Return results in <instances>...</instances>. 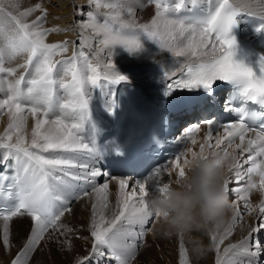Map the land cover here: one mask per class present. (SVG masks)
I'll return each instance as SVG.
<instances>
[{"label":"snow or ice","instance_id":"snow-or-ice-1","mask_svg":"<svg viewBox=\"0 0 264 264\" xmlns=\"http://www.w3.org/2000/svg\"><path fill=\"white\" fill-rule=\"evenodd\" d=\"M149 5L154 14L142 22L137 10ZM74 7L85 17L77 25L81 37L88 31L90 42L65 56L68 41L46 42L60 29L44 26L49 12L43 3L24 7L22 0H0V118L8 116L0 134V247L12 250L14 220L21 226L30 222L10 264H32L42 242L73 251L69 237L75 233L62 218L72 212V203L90 196V189L99 194L85 238L90 247L73 257L74 264H132L138 240L151 230L150 221L159 218L149 211V196L171 188L159 178L175 173L179 181L192 160L207 158L204 143L199 152L187 148L188 142L197 144V124L185 129L186 151L151 168L152 149L159 151L162 145L157 133L168 127L163 114L178 92L186 93L185 104L193 110L211 104L234 115L227 124L202 121L209 129L208 148L220 149L227 141L222 157L232 163L225 188L228 195L238 196L233 224L214 245L215 264H260L264 200L257 205V224L249 225L248 237L224 250L237 259L219 254L240 216L238 201L251 215L256 209L249 203L250 193L264 192V0H88V11ZM245 24L247 38L241 39ZM122 55L147 66L152 100L137 94L133 74L118 67L115 58ZM120 85L121 97L130 94L126 99L117 98ZM222 85L229 94L220 105L216 89ZM29 117L34 121L30 131ZM105 162L151 168L141 180H118L111 216L110 183H97L106 175L113 179ZM233 180L237 186L230 189ZM211 240L216 242L217 234ZM179 255V264H190L182 242Z\"/></svg>","mask_w":264,"mask_h":264},{"label":"bare ground","instance_id":"bare-ground-1","mask_svg":"<svg viewBox=\"0 0 264 264\" xmlns=\"http://www.w3.org/2000/svg\"><path fill=\"white\" fill-rule=\"evenodd\" d=\"M49 1L52 6L46 7L48 9L49 15L47 22L45 23V27L47 28H58L60 31L52 32L48 37V43H59L68 41L69 42V50L65 54V56H70L74 51L77 50V47L86 48L87 43H89V32L84 31L83 37H81L80 29L77 27L78 23L81 22L85 17L77 15L75 12L74 6H79L83 8L84 11H88V0H44ZM44 4V3H43ZM60 9L61 12H58L55 8V5ZM154 9V8H153ZM150 10V9H149ZM152 10V9H151ZM255 11L259 9L254 8ZM145 9L142 12V15L146 16ZM60 13V14H58ZM154 14L150 12L149 18ZM146 20V21H147ZM83 41V43H82ZM118 64V67L121 70L130 71L133 76L132 80H136L141 84L149 85L147 82V66L140 64H133L129 62V58L124 55L121 57L115 58ZM95 96V93L93 94ZM95 104V100L93 101ZM95 113V112H94ZM8 122V116L4 115L0 118V134H3ZM34 121L31 117H29V131L33 126ZM209 129L206 127L203 128L201 132L196 134L194 137L197 139V144L192 145L189 144L188 148H193V150L199 152L200 144H205V151L208 152L207 143H205L206 137L208 135ZM222 134V130L221 133ZM251 136V134H249ZM213 140L211 143L215 144V138L217 136V132L213 129L212 131ZM238 143V139L236 141ZM214 148V147H213ZM227 148V141L223 145H221L220 149H215L219 154ZM229 152H232V148L227 149ZM205 153V154H206ZM238 153V150H237ZM189 159L191 158V154L188 153ZM113 179L109 180V177L106 175L103 178H98L97 183L102 184L104 182L110 183V188L108 192V201L109 208L107 214L111 216L112 212L116 209L119 185L118 180L124 178H130V176H118L113 175ZM163 178V176L161 177ZM165 181L170 183L171 187L175 186V181L177 179L175 173L172 176H168L167 173L164 175ZM233 182V181H232ZM243 182V181H241ZM90 191V196L84 197L80 200H76L71 204L72 212L70 214H66L65 217L62 218L63 223L68 227L74 230L75 235L70 236L69 238L73 241V251L66 252L60 250L57 246L42 242V247L37 250L36 253L33 254L32 264H74L73 257H80L85 255L89 250V243L85 238L89 236L88 225L90 223V217L92 215L91 205L97 202V196L99 195L95 191ZM263 196V192L257 190L250 193L251 202H249L253 209L256 211L252 212V218L249 217L247 219L248 224L244 218H248L249 213L246 209H242L244 207L240 206V216L238 217V221L236 228L232 230L231 235L227 236L224 239V243L220 245V250L224 248H228L231 244H239L240 240H245L246 237L250 234V228L248 225L256 226L257 224V214L258 208L257 205L260 203V198ZM238 200V199H236ZM240 202V201H238ZM243 202V201H242ZM241 205V204H240ZM245 208V207H244ZM247 212L246 216H243V213ZM29 221L25 220L23 225H17L15 220L13 221V234L16 237L13 241L12 250H8L6 248L0 247V264H10V261L15 256V249L18 246V241L25 237V232L29 227ZM156 225V224H155ZM138 230V229H137ZM154 225L150 231H147L145 235L140 238L137 242L138 247L136 251V258L132 261V264H179L180 260V244L181 242L185 245L187 249L190 264H215L217 259V252L215 248V243L219 242V239L224 236L225 230H222L217 234V241L213 242L211 240L210 235H203L201 233H193L192 235L198 237L202 240L203 244L206 246V251L203 255L194 254L192 251V246L187 240V238L183 237V240H178V245H171L166 242V238H162L161 236L154 235ZM259 238L264 236V233L258 234ZM170 242V241H169ZM173 242V241H172Z\"/></svg>","mask_w":264,"mask_h":264},{"label":"clouds","instance_id":"clouds-1","mask_svg":"<svg viewBox=\"0 0 264 264\" xmlns=\"http://www.w3.org/2000/svg\"><path fill=\"white\" fill-rule=\"evenodd\" d=\"M205 155L207 158L192 160L186 177L175 181L170 190L152 193L148 198L149 211L153 216L159 213L153 234L162 238L183 236L197 255H203L207 249L192 234H218L230 227L236 215L225 188L231 159L223 160L215 152Z\"/></svg>","mask_w":264,"mask_h":264},{"label":"rangeland","instance_id":"rangeland-1","mask_svg":"<svg viewBox=\"0 0 264 264\" xmlns=\"http://www.w3.org/2000/svg\"><path fill=\"white\" fill-rule=\"evenodd\" d=\"M38 2H41V3H44L43 5L44 6H46V7H50V6H52V4L49 2V1H44V0H22V3H23V6L24 7H30V6H32V5H34V4H36V3H38ZM55 5V8H56V10L58 11V12H61L60 11V9L57 7V5L56 4H54ZM154 6H152V5H149L148 7H146V8H142V9H138L137 10V14H138V17L141 19V21L142 22H144V21H146L148 18H149V15H150V12H153L154 11ZM145 9H147V11H146V16L145 15H142V12L145 10ZM150 9V10H149ZM152 9V10H151ZM58 14H60V13H58ZM127 58V57H126ZM148 69H146V71H147ZM197 140V139H196ZM190 144V143H189ZM213 151H215L214 150V148H208V152L206 153V151H205V153L206 154H208V153H212ZM221 155H223V152L222 153H220ZM244 181L243 182H240V185L239 186H243L244 185ZM235 186H237L236 185V182L233 180V182H232V184L230 185V189H231V187H235ZM131 189V185H130V188H129V190ZM254 191H257V190H253L252 192H254ZM229 200L233 203V200L234 199H238V196H237V194L236 193H234V192H231L230 191V193H229ZM260 198V202L262 201V200H264V192H263V196H261V197H259ZM249 202H251V197H250V199H249ZM238 204H239V208H240V206L242 207V205L245 207V204H244V202H242V201H240V202H238ZM241 204V205H240ZM244 207H242V209H246V208H244ZM247 211V210H246ZM248 212V211H247ZM247 212H245V213H243V216H246L247 215ZM249 217L250 218H252L253 216H252V214L251 215H249L248 216V218L246 217V218H244L245 220H246V223L248 224V222H247V219H249ZM237 222H239L238 221V217L236 218V220H235V226L234 227H232V230H234L235 228H236V225H237ZM155 224H157V220L155 221V222H152L151 221V223L149 224V227H150V229H152V227H153V225H155ZM233 224V222L231 223V225ZM151 225V226H150ZM248 227H249V225H248ZM250 228V227H249ZM226 230L227 229H225V232H226ZM178 240H180V237L177 235V236H173V237H171V238H166V242H168V244H171V245H178L179 243H178ZM261 240H264V236L263 237H261ZM170 241V242H169ZM173 241V242H172ZM241 241H243V240H240L239 241V243L241 242ZM224 250H225V248L223 249V250H220V256L221 257H223V259H225V260H230V259H237V257H235L234 255H233V253L232 252H229L227 255H225V253H224ZM218 255V254H217ZM240 259H243V257H240ZM260 264H264V256H261L260 257Z\"/></svg>","mask_w":264,"mask_h":264}]
</instances>
